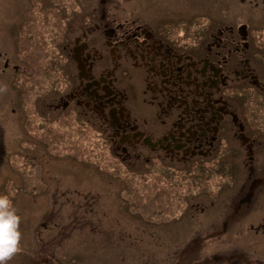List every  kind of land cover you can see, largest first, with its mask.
I'll return each instance as SVG.
<instances>
[{
  "label": "flooded vegetation",
  "instance_id": "obj_1",
  "mask_svg": "<svg viewBox=\"0 0 264 264\" xmlns=\"http://www.w3.org/2000/svg\"><path fill=\"white\" fill-rule=\"evenodd\" d=\"M72 1L15 0L10 44L19 53L13 64L0 54V88L5 77L10 85L5 110L20 123L11 136L35 143L48 135L54 154L71 153L54 147L66 139L103 151L101 160L119 165L112 183L131 174L150 189L163 171V181L187 180V218L214 204L220 210L192 241L209 240L214 228L218 236H264V0L145 11L137 0ZM36 34L56 50L43 63L27 49ZM61 187L54 199L73 193Z\"/></svg>",
  "mask_w": 264,
  "mask_h": 264
},
{
  "label": "rangeland",
  "instance_id": "obj_2",
  "mask_svg": "<svg viewBox=\"0 0 264 264\" xmlns=\"http://www.w3.org/2000/svg\"><path fill=\"white\" fill-rule=\"evenodd\" d=\"M167 2L191 8L194 0H137L136 7L142 11L151 5L158 9ZM22 5L27 8L29 2ZM20 9L15 0H0V54L12 64L19 53L10 43ZM39 37L36 34L34 47L27 49L43 63L54 57L56 50ZM2 85L0 195H6L16 209L21 233L18 250L6 264H197L203 260L207 264H264V236L253 239L236 233L229 236V232L218 236L220 232L214 228L209 240L192 241L197 235L203 236L206 226L202 223L219 216L220 210L214 204L203 214L187 218L191 208L186 196H190L192 186L187 180L163 181L161 177L169 176L163 171L150 177V189L143 188L140 176L131 174L125 178L117 176L112 183L114 178L109 171L119 169V165L107 158L101 160L103 151L94 154L76 146L82 153L78 160L69 152L54 154L48 135L35 143L29 142L28 136H24V141L15 140L11 135L17 133L16 125L20 123L14 113L5 110L10 98L8 78L2 79ZM92 136L91 131L84 132L86 142ZM54 144L56 150L71 147L67 139ZM55 186L73 192L64 194L70 199H54ZM55 195L57 198L58 193ZM79 203L84 209L78 213L73 204ZM86 207L90 211L84 214ZM46 210L52 211L49 220ZM95 212L103 219L101 224L95 220L99 219ZM192 242L193 250L183 249ZM34 257H38L37 263L32 260Z\"/></svg>",
  "mask_w": 264,
  "mask_h": 264
},
{
  "label": "clouds",
  "instance_id": "obj_3",
  "mask_svg": "<svg viewBox=\"0 0 264 264\" xmlns=\"http://www.w3.org/2000/svg\"><path fill=\"white\" fill-rule=\"evenodd\" d=\"M20 217L6 195H0V264L17 252L21 239Z\"/></svg>",
  "mask_w": 264,
  "mask_h": 264
},
{
  "label": "trees",
  "instance_id": "obj_4",
  "mask_svg": "<svg viewBox=\"0 0 264 264\" xmlns=\"http://www.w3.org/2000/svg\"><path fill=\"white\" fill-rule=\"evenodd\" d=\"M71 153L72 154H74V156H75V158H77L78 160L80 159V157H82V153H81V151L80 152H78V149H77V147L76 146H71ZM79 156V157H78ZM70 165L72 164L71 162L69 163ZM80 166H83L82 164H80ZM89 166V165H88ZM151 204H154L155 203V201L151 198ZM48 210H46V211H44V213L45 212H47ZM193 244H194V242H192ZM184 250L185 249H188V248H183ZM200 249V248H199ZM38 257H34L32 260H34L36 263L38 262L36 259H37ZM40 263V262H39ZM38 263V264H39ZM51 264H53L52 263V261H51ZM197 264H207V260H203L202 262H197Z\"/></svg>",
  "mask_w": 264,
  "mask_h": 264
},
{
  "label": "bare ground",
  "instance_id": "obj_5",
  "mask_svg": "<svg viewBox=\"0 0 264 264\" xmlns=\"http://www.w3.org/2000/svg\"><path fill=\"white\" fill-rule=\"evenodd\" d=\"M72 1V0H71ZM73 2V1H72ZM69 6H71V5H69ZM52 16V15H51ZM33 53V52H32ZM34 54V53H33ZM192 246H193V248H192ZM184 248H188V249H191V250H193L194 249V244L192 243L191 245H187L186 247H184Z\"/></svg>",
  "mask_w": 264,
  "mask_h": 264
}]
</instances>
